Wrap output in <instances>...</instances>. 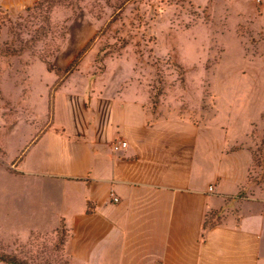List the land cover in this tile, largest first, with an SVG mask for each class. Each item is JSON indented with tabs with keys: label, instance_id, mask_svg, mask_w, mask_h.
Returning <instances> with one entry per match:
<instances>
[{
	"label": "crops",
	"instance_id": "0c3cea01",
	"mask_svg": "<svg viewBox=\"0 0 264 264\" xmlns=\"http://www.w3.org/2000/svg\"><path fill=\"white\" fill-rule=\"evenodd\" d=\"M38 1L0 0V8L16 13ZM79 20L90 27L74 34L84 41L78 52L99 27ZM252 65L242 76L252 108L238 113L242 103L224 92L226 105L201 122L156 118L143 102L116 95L55 93L51 122L23 148L16 169L30 210L52 218L49 228L64 222L75 264H264V186L240 196L264 114V101H254L264 85ZM117 142L128 147L115 151ZM212 212L227 216L211 224Z\"/></svg>",
	"mask_w": 264,
	"mask_h": 264
},
{
	"label": "rangeland",
	"instance_id": "374dc122",
	"mask_svg": "<svg viewBox=\"0 0 264 264\" xmlns=\"http://www.w3.org/2000/svg\"><path fill=\"white\" fill-rule=\"evenodd\" d=\"M262 4L40 0L16 13L0 8V259L6 255L24 264H75L62 257L61 224L49 228L52 218H41L39 208L30 210L27 182L16 169L23 148L51 122L56 92L67 88L116 95L143 102L156 118L180 116L194 122L213 117L219 104L223 108L226 92L233 104L242 103L241 113L244 104L252 108L243 94L251 89L250 79L242 77L248 75L245 66L253 64L264 85ZM82 17L99 27L78 52L75 46L84 41L74 34L90 27L79 24ZM221 80L231 81L227 89L220 88ZM257 91L254 101H264V86ZM249 143L254 165L242 198L264 186V114ZM226 214L212 212L208 221L222 223Z\"/></svg>",
	"mask_w": 264,
	"mask_h": 264
},
{
	"label": "trees",
	"instance_id": "16d2710c",
	"mask_svg": "<svg viewBox=\"0 0 264 264\" xmlns=\"http://www.w3.org/2000/svg\"><path fill=\"white\" fill-rule=\"evenodd\" d=\"M263 168H264V167H263ZM58 233H59V232H58ZM60 233H61L62 236H64L63 250H62V252H63L64 255H62V257L65 259V261L67 260V262H68V260H69V262H71V261H72L71 258H69V257L67 256L66 252H65V245H66V243H67V241H68V238H69V231H68L67 227L65 226L64 222H62L61 225H60ZM5 257H6V258H5ZM0 258H1V257H0ZM3 258H4V259H0L1 262H3V263H7V264H24V263H23L24 261H23L22 259H18V258L15 257V256L7 257V256L5 255ZM67 264H68V263H67Z\"/></svg>",
	"mask_w": 264,
	"mask_h": 264
},
{
	"label": "built area",
	"instance_id": "2783aa9c",
	"mask_svg": "<svg viewBox=\"0 0 264 264\" xmlns=\"http://www.w3.org/2000/svg\"><path fill=\"white\" fill-rule=\"evenodd\" d=\"M128 147V144L126 142H117L114 145V150L119 151L121 149H126Z\"/></svg>",
	"mask_w": 264,
	"mask_h": 264
}]
</instances>
